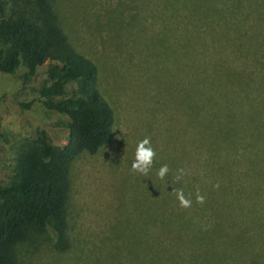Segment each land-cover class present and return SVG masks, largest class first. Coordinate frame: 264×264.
<instances>
[{
    "label": "rangeland",
    "instance_id": "obj_1",
    "mask_svg": "<svg viewBox=\"0 0 264 264\" xmlns=\"http://www.w3.org/2000/svg\"><path fill=\"white\" fill-rule=\"evenodd\" d=\"M51 3L93 60L114 121L110 141L68 167L66 249L50 229H27L10 247L14 263L230 264L226 255L262 247L264 0ZM47 66L26 81L23 67L0 72V185L40 131L67 141V118L39 99ZM145 138L156 153L147 176L131 168ZM179 189L191 207H180Z\"/></svg>",
    "mask_w": 264,
    "mask_h": 264
},
{
    "label": "trees",
    "instance_id": "obj_2",
    "mask_svg": "<svg viewBox=\"0 0 264 264\" xmlns=\"http://www.w3.org/2000/svg\"><path fill=\"white\" fill-rule=\"evenodd\" d=\"M56 12L51 0H0V72L11 75L23 67L26 81L48 62L39 99L68 120L64 145H52L40 131L16 150L11 176L0 185V264H15L10 247L27 229H50L56 247L66 249L68 167L112 135L114 115L98 89L96 66L70 41ZM226 256L230 264H264V245L247 258Z\"/></svg>",
    "mask_w": 264,
    "mask_h": 264
},
{
    "label": "clouds",
    "instance_id": "obj_3",
    "mask_svg": "<svg viewBox=\"0 0 264 264\" xmlns=\"http://www.w3.org/2000/svg\"><path fill=\"white\" fill-rule=\"evenodd\" d=\"M156 156L155 151L151 147L150 140L148 138L140 141L136 147L135 158L131 165V168L134 172H138L144 176H147L149 170L153 166V161ZM169 172L168 165H163L159 168L157 176L159 179L163 180L165 176ZM186 175L185 170L183 168L177 169L176 179L179 181ZM215 188H219V185H215ZM176 196L179 201V205L181 208H189L191 207V200L186 198L183 190H176ZM196 202L198 204H203L205 202V197L199 193V190L196 192Z\"/></svg>",
    "mask_w": 264,
    "mask_h": 264
}]
</instances>
